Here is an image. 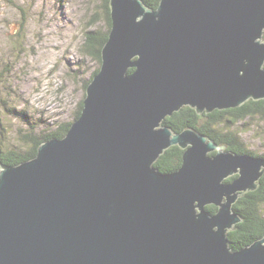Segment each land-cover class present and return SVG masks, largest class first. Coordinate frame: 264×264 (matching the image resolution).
I'll use <instances>...</instances> for the list:
<instances>
[{"label":"water","instance_id":"95a60500","mask_svg":"<svg viewBox=\"0 0 264 264\" xmlns=\"http://www.w3.org/2000/svg\"><path fill=\"white\" fill-rule=\"evenodd\" d=\"M109 9L78 119L34 158L0 162V264H264V236L237 251L227 239L264 157L162 125L183 107L202 115L264 100V0ZM174 146L181 167L163 174L153 165Z\"/></svg>","mask_w":264,"mask_h":264},{"label":"rangeland","instance_id":"374dc122","mask_svg":"<svg viewBox=\"0 0 264 264\" xmlns=\"http://www.w3.org/2000/svg\"><path fill=\"white\" fill-rule=\"evenodd\" d=\"M89 31H107L102 0H0L3 151L27 153L44 134L74 122L84 86L101 65L85 51ZM232 131L249 152L264 155V117Z\"/></svg>","mask_w":264,"mask_h":264},{"label":"trees","instance_id":"16d2710c","mask_svg":"<svg viewBox=\"0 0 264 264\" xmlns=\"http://www.w3.org/2000/svg\"><path fill=\"white\" fill-rule=\"evenodd\" d=\"M148 7L155 10L160 0H142ZM102 8L104 10V19L107 26L106 32L89 31L85 34V51L95 61L101 64V49L107 41L108 32L111 28L109 0H102ZM20 29H24L25 18H21ZM99 68L93 73L96 75ZM131 69L128 72L132 73ZM88 82V84L90 83ZM86 84L85 90L88 86ZM82 101L79 103V109L76 113L74 121L80 116L82 109ZM257 116L264 117V100L248 101L242 106L234 109L218 111L215 110L209 114L197 115L196 112L189 108L183 107L179 112H175L172 116L167 117L162 125L171 129L173 133H180L187 128L194 129L200 134L206 136L209 140H213L216 144L225 147V151L232 152L237 155H251L237 133L232 131V128L239 122ZM72 123L60 126L56 130L41 139L34 142V146L27 153H17L14 151H3L0 148V162L7 166H16L25 161L34 158L37 154V148L42 143L51 138H62L68 132ZM1 147V146H0ZM182 154L178 147H170L166 150L153 165L159 172L163 174H171L176 172L182 164ZM215 155L211 153L210 156ZM261 157H264L262 155ZM236 176L227 179L225 182H230ZM261 206H264V176L259 180L258 187L255 191L247 192L239 197L233 205L232 211L241 218V222L235 226V229L228 233L227 239L229 248L232 251H237L245 246H248L256 240L264 236V217L259 214ZM210 214L216 213L217 209L213 206L206 207Z\"/></svg>","mask_w":264,"mask_h":264},{"label":"flooded vegetation","instance_id":"af4514ba","mask_svg":"<svg viewBox=\"0 0 264 264\" xmlns=\"http://www.w3.org/2000/svg\"><path fill=\"white\" fill-rule=\"evenodd\" d=\"M53 132H54V131H53ZM48 134H49V132L46 133V134H44L41 138H43L44 136H46V135H48ZM41 138H40V139H41ZM208 207H209V206H208ZM213 207H214V206H213ZM215 208H216V207H215ZM216 209H217V208H216ZM238 224H239V223H238ZM236 225H237V224H236ZM236 225H235V226H236ZM234 229H235V227H234ZM232 231H233V230H232ZM230 232H231V231H230Z\"/></svg>","mask_w":264,"mask_h":264}]
</instances>
